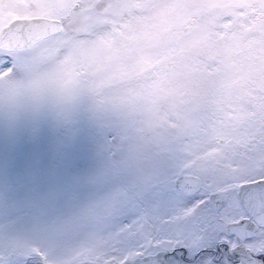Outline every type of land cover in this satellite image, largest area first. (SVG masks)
Segmentation results:
<instances>
[{
  "label": "rangeland",
  "instance_id": "obj_1",
  "mask_svg": "<svg viewBox=\"0 0 264 264\" xmlns=\"http://www.w3.org/2000/svg\"><path fill=\"white\" fill-rule=\"evenodd\" d=\"M63 29L12 50L0 104L42 99L210 180L264 161V0H0Z\"/></svg>",
  "mask_w": 264,
  "mask_h": 264
},
{
  "label": "snow or ice",
  "instance_id": "obj_2",
  "mask_svg": "<svg viewBox=\"0 0 264 264\" xmlns=\"http://www.w3.org/2000/svg\"><path fill=\"white\" fill-rule=\"evenodd\" d=\"M27 31L0 28V71ZM186 159L42 99L0 104V264H264V161L217 181Z\"/></svg>",
  "mask_w": 264,
  "mask_h": 264
},
{
  "label": "water",
  "instance_id": "obj_3",
  "mask_svg": "<svg viewBox=\"0 0 264 264\" xmlns=\"http://www.w3.org/2000/svg\"><path fill=\"white\" fill-rule=\"evenodd\" d=\"M17 25H24L28 29L26 32L27 42L20 40L19 37H16L12 40L10 45L12 50L26 49L38 40L58 33L63 29L62 21L59 18L45 15L13 17L0 28H3L7 32L10 27L14 29ZM4 44L7 49L9 47L7 39L4 41Z\"/></svg>",
  "mask_w": 264,
  "mask_h": 264
}]
</instances>
